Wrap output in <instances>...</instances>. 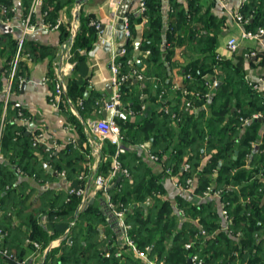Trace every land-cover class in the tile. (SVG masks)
<instances>
[{
	"label": "trees",
	"instance_id": "1",
	"mask_svg": "<svg viewBox=\"0 0 264 264\" xmlns=\"http://www.w3.org/2000/svg\"><path fill=\"white\" fill-rule=\"evenodd\" d=\"M73 2L75 0H45L42 11L47 12L46 21L55 24L60 11ZM30 4L31 1L29 7ZM169 4L170 10L165 12L162 0H146L145 14L148 22L140 48V51H150L145 59L148 69L144 74L149 79H160L164 85L169 84H166L164 62H169L174 48L186 40L190 31L189 17L192 20L193 11H197L196 0L190 2L188 10L175 1ZM0 7L11 10L13 0H0ZM9 14L10 18L14 15L13 12ZM242 14L248 19L245 29L257 32L264 26V0H249ZM141 21L140 15L130 14L132 36L125 43L126 54L119 58L123 71L128 69L126 62L134 51L135 27ZM180 32L183 39L177 37ZM98 41L99 32L90 27L88 20H83L73 45L77 63L73 76L67 81L63 99L76 102L84 96L89 77L87 55ZM206 44L203 50L209 56L208 62H192L185 68V73L195 78V82L188 85L189 89L202 95L208 92L203 76L212 77L213 66L217 61L215 36L209 38ZM16 50L17 41L10 34L0 36V54L6 55L8 63ZM49 50L26 40L22 53L34 62L38 54L40 57L46 56ZM9 70V64L4 71L0 68L1 92ZM221 70L225 72V77H219L209 99L204 100L202 97L195 100L193 114L173 109L179 114L180 121L173 123L170 115L157 112H152L149 117L137 123L115 117L121 130L122 147L127 149L119 160L130 172V177H121L120 183L110 191L112 201L127 209L126 222L132 227L130 235L136 246L140 250L149 248V257L165 259L167 264H188L191 254H199L207 264H264V197L260 191L264 189V181L258 178L260 174L264 177V133H261L260 122L252 120L246 127L243 124V120L264 114V91L253 90L238 69L226 62L221 63ZM27 78L28 65L22 61L14 78L13 94L19 92L21 81L25 82ZM141 99V96L131 99L123 91L122 110L131 107L140 111ZM90 102L84 101L85 107ZM20 111L29 122L32 121L21 106L11 102L1 138L0 229L7 232V236L0 239V247L7 248L21 258L27 239L43 242L45 247L52 240L63 237L74 222L70 234L73 244L62 241L60 248L48 254L46 260L50 264H125L116 256L119 249L128 258L126 264H141L132 251L127 253L128 249L123 245L115 223L107 221V204L102 194L99 193L95 202L76 217L75 211L80 199L72 198L67 203L69 195H63L66 206L62 203L59 205L61 196L45 188L46 182L54 177L47 168L51 166L53 170L61 172L64 167L58 155L47 152L43 144L33 146V133L27 134L28 125L20 122ZM2 112L1 101L0 116ZM80 112L84 113L85 109ZM73 124L80 137L85 139L80 124L75 121ZM146 142L151 145V154L158 156L163 163L165 155H168L162 171L155 173L147 159L140 156L136 149L130 148ZM256 146H259L258 152H255ZM74 151L69 146L64 155L76 160ZM116 151V146L109 141L104 142L100 156L102 160L107 156V166H111ZM185 162L191 164L188 173L182 171ZM167 170L173 174L180 173L181 182H185L188 177L196 179L193 199L185 196L174 199L178 208L185 212V218L180 217L173 202L167 197L164 183ZM106 171L105 167L101 172ZM67 173L72 187L83 186L75 173ZM29 181H34L36 187ZM209 187L214 193L219 191L221 198L216 199L215 194L211 193L210 197L201 199ZM34 195L40 203L35 209L30 204ZM222 203L233 218L231 233L222 230ZM43 215L47 217V225L40 221ZM17 219L28 230L24 231L25 240L22 242L19 238L22 228L16 226ZM102 228L106 233V241L100 239ZM202 230L206 232L203 236ZM238 233H241L240 236ZM189 242L194 243L191 250L186 248ZM107 250L110 252L109 258L105 257ZM8 263L0 255V264Z\"/></svg>",
	"mask_w": 264,
	"mask_h": 264
},
{
	"label": "crops",
	"instance_id": "2",
	"mask_svg": "<svg viewBox=\"0 0 264 264\" xmlns=\"http://www.w3.org/2000/svg\"><path fill=\"white\" fill-rule=\"evenodd\" d=\"M30 1L31 0H13V7L15 9L13 17L7 22L0 18V36L10 34L12 38L17 41L21 32L22 21L29 9ZM171 1L181 4L184 9L188 10L190 2L193 0H162L165 12L170 10L169 3H171ZM139 2L140 0H136L131 11L136 10ZM248 2L249 0H246L245 5L248 4ZM239 3L240 1L238 0H196L197 11H193L192 20L189 17L188 25L190 26V31L186 40H183L184 42L182 45H178L174 48V53L170 61L164 62L163 65L166 71V84H169H162L158 78H147L145 82H139L133 79L124 88L123 91L127 97L132 99L133 97L141 96L142 98L140 111H136L131 107L128 108L135 114L133 116L127 115L125 117L127 121L132 123L140 122L144 118L149 117L152 112H157L159 114L164 113L163 109L165 107H169L172 111H174L173 109H182V96H180L179 92L173 87L175 85L188 86L195 82V78L191 76L190 73H185V68L192 62H208L209 56L204 53L203 49H205L207 41L209 42V38L213 36H215L217 42L215 50L217 61L213 66V71L214 68H219V76L210 78L209 75H204L203 79L205 81L215 78L219 81V77H222V79L225 77V72L221 70L222 62L228 63L234 69L237 68L239 74L244 77L249 85L259 83L261 79L264 80V38L259 40L242 38V34L248 32L245 29L246 25H239L232 18V14L236 13ZM75 5L80 6V11L77 16L80 27L83 20H88L89 25L90 21L94 20L101 23L105 29L102 35L100 31H98L99 41L87 55L89 77L84 96L76 100V102L69 99L65 100L63 96L56 106L52 100L55 94V73L61 69L64 74L63 77L67 82L68 79L73 76V71L77 63L73 47L72 59L62 64H60L59 61L61 45L67 40L69 28L75 20ZM121 9L122 4L117 8L113 0H75L73 4L65 6L60 11L59 19L63 20V24L59 30L45 29L40 23L42 18L41 14H36L34 22L37 24V28L27 39L29 43L38 44L50 50L46 56L40 57L41 55L38 54L34 62L31 60L25 61L28 65V78L27 81H25L26 87L22 89L23 83H21L19 92L13 94L12 102L21 106L31 117L32 121L28 123V129H31L32 132L38 130L44 131V141L55 148L53 153L58 155V160L62 162L64 168L61 172L53 170L51 166L47 168V171L53 173L54 177L45 184L46 189H51L56 195L61 196L62 201H59V205L61 203L63 205L66 204L63 195L68 196V189L72 187V181L69 180L67 172L71 171L75 173V176H78L77 179L83 184L80 188L85 187L88 189L95 176L101 174L106 176L111 168V166H107L108 164L104 163L107 161L106 155L104 156L105 159H101L100 151H97L96 147L97 136L89 130L88 124L90 121L94 122L104 119L102 111L106 109L104 106L105 102L109 101L111 98L113 91L110 84L112 53L114 51L118 52L119 48L127 42L123 35L120 36V32L117 29L120 22L119 14L121 13ZM147 22L148 18L146 20L142 17L141 23L137 24L135 27V46L132 57L130 58L135 62V67L143 74L146 73L148 69L145 59L149 56L147 52H150L149 50L145 52L140 51ZM90 27L92 26L90 25ZM177 37L178 39H183L182 33L180 32ZM231 38H236L239 41V49L235 53L229 52L227 49V42ZM107 43H109V46H107ZM248 53H254V55L248 58L246 56ZM141 56L142 58H140ZM218 57L221 58L220 61ZM8 64L6 55L0 54L1 70L4 71ZM188 75L192 77L191 80L186 79ZM145 76L147 77L146 74ZM5 81L6 79H4V84ZM109 87H111V90L108 89ZM159 87L161 89L160 91H158ZM163 91L165 95L163 98H160V93ZM205 99L206 98H204V100ZM88 100H91L93 106H91L92 104L90 102L88 107H85L84 101ZM1 101L4 103V96L0 91V102ZM90 107H92V109ZM84 109L85 112L81 113L80 111ZM73 121L76 123L78 122L82 127L85 139L80 137L77 133ZM261 124V133L263 134L264 123ZM244 127H246V125ZM69 146L72 147V150H75L76 160H72L70 156L64 155ZM130 148L136 149V152L140 156L143 155L147 159L146 161L149 165L153 166L155 173L162 171L164 166H166L165 162L168 159V155H165L164 163L163 161L156 163L149 158L151 154V145L148 142L140 144L135 148ZM258 150L259 146H256L255 152H258ZM125 151H127L126 148ZM250 159L251 158H249V162H251ZM105 167L107 171L101 172L102 168ZM62 172L66 173V179L60 175ZM260 176L261 174L258 178L262 180ZM119 178L121 179V177H117L116 180ZM179 179L181 181L180 173H172L171 175L168 174L164 180L167 197L173 202L174 207L176 204L174 199L177 196L189 197L190 200L193 199L191 193L180 187L178 184ZM29 182L36 187L34 181ZM94 202L95 199H92L89 205ZM30 204L33 209L40 205L35 195L30 199ZM60 209L62 210L63 208H59V210ZM79 213L77 207L75 211L76 217ZM1 219L2 216L0 213V220ZM40 221L44 225L48 223L47 217L44 215L41 217ZM16 223L17 227L22 228V231H19V238L22 242V240H25L23 237L25 235V228L19 219L16 220ZM50 234L49 232V235ZM61 238L62 237L52 240L45 247L43 246V242L35 240L41 244L42 249L40 250L41 252L39 251L38 255L34 256L33 260L41 264H50L46 260L47 256L52 250L60 248L62 244ZM100 239L101 241H106L107 239L104 228H102ZM28 246L29 245L25 242L22 251V257H25V259L34 254L33 247ZM13 251L15 252L14 249ZM124 263H128V258L125 259Z\"/></svg>",
	"mask_w": 264,
	"mask_h": 264
},
{
	"label": "built area",
	"instance_id": "3",
	"mask_svg": "<svg viewBox=\"0 0 264 264\" xmlns=\"http://www.w3.org/2000/svg\"><path fill=\"white\" fill-rule=\"evenodd\" d=\"M45 0H31L30 7L28 9L27 14L25 15L23 21H22V28L19 37L17 38V50L16 54L14 55L13 59L10 61L9 66V75L8 78L5 81L2 94L4 96V103H3V112L0 117V161L3 160V155L1 153V138L2 134L5 128V122H6V114L8 110L9 104L12 102L13 97V82L16 73L18 72L19 65L22 61H28L30 59H27V57L23 56L22 50L25 45L26 40L28 37L33 34L37 28V24L34 22V18L36 14H41V25L47 29V30H59L60 27L63 24L62 19H58L55 24H52L48 21H46L47 12L42 11L43 4ZM114 4L118 8L121 4L122 0H113ZM240 1L238 9L236 13L232 14V18L239 24V25H246L248 23V19H245L242 10L245 7L246 0H238ZM78 8L80 6H77V8L74 10V17L75 20L72 22L70 28H69V34L67 40L62 43L61 45V51L59 55V61L60 64L64 62H69L72 59V47L74 45L75 39L78 35V32L80 30V23L77 20L78 16ZM15 9L12 8L9 10L6 7H0V18H3L11 12H15ZM147 11V5L146 0H140L138 7L134 11H130L123 17H119V20L121 21L123 25L122 35L125 38L126 41L131 39V29H130V14L134 13L137 15L142 16L147 20L146 16ZM90 25L95 28L97 31L102 30L101 23L97 21H90ZM264 37V28H261L255 33H252L250 31L244 32L242 34V38L244 39H252V40H259ZM227 49L229 52L235 53L239 49V41L236 38H231L227 42ZM126 49L125 45H122L119 48V51H114L112 53L111 57V63H110V70H111V78H110V84L112 87V94L110 100L113 101L112 105H107V102H105V108L107 110H112L113 115L111 117L110 121L106 120H98V121H90L88 124V128L92 133H94L97 136V141H101V143L97 142L96 147L97 151H101L102 149V142L109 141L112 145L117 147L116 154L113 158V162L111 165V168L109 170V173L105 175H97L92 180L91 186L89 188H72L70 187L68 189V195L69 198L67 199V203L71 202L72 198H78L80 199V203L78 205V211L81 212L84 209H86L92 199H95L97 194L99 192H102L103 198L105 200V203L107 204V221H113L119 231L121 240L123 242V245L125 247L132 251L135 257L139 259L142 264H167L166 260L160 259L158 257L151 258L147 254V250L150 251L149 248L146 250L141 251L134 241L131 238L130 231L132 229L131 225L126 222V213L127 209L124 208L122 205H117L112 201V197L110 195L109 188H111L115 184V180L117 177H130V172L128 169L124 168L121 161L119 160L120 155L125 153V149L122 147V136H121V130L119 126L115 122L116 117V108H120L122 113H125L127 115L133 116L135 113L127 109L126 111L122 110V96H123V90L124 88L133 80L136 79L139 82H145L147 80V77L145 74H143L140 70H138L135 67V62L131 59H128L126 62V65L128 69L123 71V64L119 61L120 55H125ZM150 52H147V55H149ZM254 54H247L246 56L249 58L253 56ZM218 60L220 61L221 58L218 57ZM63 72L60 69L59 71H56L54 82H55V94L52 98L54 101V105L57 106L60 99L64 96V93L67 91V82L65 78L63 77ZM187 80H191V76L186 77ZM47 81V80H46ZM21 83H24V81H21ZM218 80L217 78L205 81V86L209 90L206 94L202 95L198 91H191L189 89V86H177L175 85L173 88L177 91H179L182 95V110L186 114H193L195 112V100H199L202 97L209 99L211 97V92L214 90V88L217 86ZM253 87V90L257 92H263L264 91V80L261 79L259 83L251 84ZM165 95V92L160 93V98H163ZM163 112L166 115H170L172 118L173 123L180 121V116L175 111H172L169 109V107H165L163 109ZM20 122L23 125H28L29 120L26 119L23 115V112H19ZM264 117L262 114H256L253 116L252 119L249 120H243V124L248 125L252 122V120H256L259 118ZM28 131L31 133V129H28ZM33 133V146L36 147L39 144H43L46 148L47 152L53 153L55 148H53L50 144L46 143L44 141V131L38 130ZM149 158L156 163H159L161 160L158 156L150 154ZM206 161V160H205ZM191 170V164L189 162H185L182 171L185 173H188ZM20 173V171H17ZM167 174H172L170 170H167ZM63 178L66 179V173L62 172L60 174ZM262 180L264 181L263 175L260 176ZM178 184L180 187L189 193L194 195V185H195V179L193 177H188L185 182H181L180 179L178 181ZM91 188V189H90ZM260 191L262 192V195L264 197V189L261 188ZM211 193H214L212 191V188L209 187L208 190L203 194L201 199H206L212 195ZM214 197L217 199L221 198V193L218 191L214 193ZM175 210L180 215L181 218H185V212L182 209H179L177 204H175ZM220 211L221 216L223 219V227L222 230L226 232H230V226L233 223V218L231 217L229 210L227 207L224 206L222 203L220 205ZM75 225V223H72L71 226L66 230L65 235L61 238L62 241L66 240L69 245L73 244V241L70 238L72 227ZM202 236L206 234L204 230L201 231ZM241 233H238L237 235L240 236ZM7 236V232H4L2 229H0V239ZM26 243L33 247L35 253L39 252L41 250V244L37 241H33L30 239H27ZM194 245L193 242H189L186 244V248L191 250L192 246ZM0 255L8 261L10 264H41L40 262H35L33 260L34 255L30 256L27 259L20 260L18 259L17 255L14 253H11L7 248H1L0 247ZM116 256L120 257L121 260L124 259L122 255V249H119L116 252ZM105 257H110V252H105ZM190 264H207L205 260H203L198 254H191L189 257Z\"/></svg>",
	"mask_w": 264,
	"mask_h": 264
},
{
	"label": "water",
	"instance_id": "4",
	"mask_svg": "<svg viewBox=\"0 0 264 264\" xmlns=\"http://www.w3.org/2000/svg\"><path fill=\"white\" fill-rule=\"evenodd\" d=\"M135 3H136V0H122V3H121L122 4V9H121V13L119 14V16L120 17H123L124 15H126L127 13H129L132 10V8L135 5ZM104 29H105V27H102V30L100 31V34L101 35L103 34ZM117 29L120 32V36H122L123 25H122L121 21L119 22ZM107 46H109V43H107ZM25 87H26V83L24 82L23 85H22V89H25ZM108 89L111 90V87H109ZM112 104H113V101L112 100L107 101V105H112ZM104 106H106V105H104ZM112 115H113V111L112 110L104 109L102 111V116H103L104 120H106V121H110ZM116 116H119L121 118H125L126 117V114L125 113H122L121 112V109L117 107L116 108ZM255 121L256 122L264 123V117L259 118V119H256ZM29 133L30 132L28 131L27 134H29ZM236 155H237V153H236ZM120 181H121V179L119 178L117 180V182L111 188H109V191L113 190L116 187V185L118 183H120Z\"/></svg>",
	"mask_w": 264,
	"mask_h": 264
},
{
	"label": "rangeland",
	"instance_id": "5",
	"mask_svg": "<svg viewBox=\"0 0 264 264\" xmlns=\"http://www.w3.org/2000/svg\"><path fill=\"white\" fill-rule=\"evenodd\" d=\"M72 7V6H71ZM14 8V7H13ZM77 8V5H75V7H74V10ZM79 11H80V8H78V14H79ZM3 19V18H2ZM10 14L8 13L5 17H4V21L5 22H7V21H10ZM261 28H264V26L263 27H261ZM261 28H259V30L261 29ZM252 33H254V32H252ZM248 54H254V53H248ZM218 64H220V63H218ZM217 68V67H216ZM214 68V71H213V75H212V77H218L219 76V68ZM54 96V95H53ZM97 142H99V143H101V141L99 140V141H97ZM103 144H104V142H102V147H103ZM103 159H105V157L103 158ZM105 164H107V162H104ZM169 175H171V174H169ZM89 186H91V183H90V185ZM91 189V188H90ZM100 194H102V192H99ZM98 193V194H99ZM97 194V195H98ZM103 195V194H102ZM24 231L25 232H27L28 230L27 229H24ZM30 239V238H29ZM28 247H30V246H28ZM42 249V248H41ZM141 251H143V250H141ZM41 252V251H40ZM130 251L128 250V252L127 253H129ZM34 254V256H36V255H38L39 254V252H37V253H35V251L33 252ZM126 253V254H127ZM122 255H123V257H124V259L122 260V261H125V259H126V255H125V252L122 250ZM199 255V254H198ZM136 256V255H135ZM200 256V255H199ZM18 257V256H17ZM154 258V257H153ZM18 259H20V260H24L25 259V257H18ZM165 260V259H164ZM9 264V263H8Z\"/></svg>",
	"mask_w": 264,
	"mask_h": 264
}]
</instances>
